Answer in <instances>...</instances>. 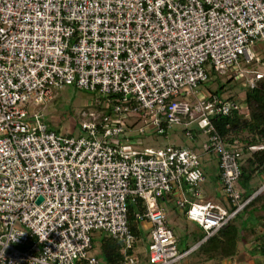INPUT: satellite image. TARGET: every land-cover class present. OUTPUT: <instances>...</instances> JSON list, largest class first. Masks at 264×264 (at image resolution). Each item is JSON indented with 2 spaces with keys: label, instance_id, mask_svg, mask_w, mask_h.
I'll use <instances>...</instances> for the list:
<instances>
[{
  "label": "built area",
  "instance_id": "built-area-1",
  "mask_svg": "<svg viewBox=\"0 0 264 264\" xmlns=\"http://www.w3.org/2000/svg\"><path fill=\"white\" fill-rule=\"evenodd\" d=\"M257 42L264 0H0V264H108L91 254L96 234L140 264L130 205L150 224L145 264H182L237 218L264 183L247 197L237 188L244 150L212 119L245 107L207 87L260 61ZM65 87L93 96L78 135L36 109ZM177 127L217 157L224 205L202 198L196 149L143 147L148 130ZM166 200L203 232L186 251Z\"/></svg>",
  "mask_w": 264,
  "mask_h": 264
},
{
  "label": "trees",
  "instance_id": "trees-1",
  "mask_svg": "<svg viewBox=\"0 0 264 264\" xmlns=\"http://www.w3.org/2000/svg\"><path fill=\"white\" fill-rule=\"evenodd\" d=\"M221 88L216 93L223 96ZM231 99L237 101L234 98ZM242 104L245 106L242 113L236 112L226 117L212 119L216 130L229 145L236 144L243 148L244 154H249L246 164L241 167V177L236 184L238 189H242V186H246L251 180L264 174V148L258 149L260 145L264 146V77L256 83L254 88H246ZM256 190L245 192L244 197ZM140 209V205L129 206L130 228L136 236L135 249L142 247L145 239L139 227L140 222L134 217L135 212ZM235 220L236 218L193 251L186 258L187 262L189 264H222L224 260L234 258L238 253V244L242 238ZM100 239L101 253L105 262L123 264L124 257L120 253L121 245L106 235H102ZM200 239L194 240V244ZM191 246L187 240L179 239L181 252L188 250Z\"/></svg>",
  "mask_w": 264,
  "mask_h": 264
},
{
  "label": "rangeland",
  "instance_id": "rangeland-1",
  "mask_svg": "<svg viewBox=\"0 0 264 264\" xmlns=\"http://www.w3.org/2000/svg\"><path fill=\"white\" fill-rule=\"evenodd\" d=\"M254 49L259 54L260 61L251 65L242 63L241 67L242 70L244 71V74L240 78L238 79H233L232 77L228 79L217 78L216 82H211V84L208 85L207 89L210 91H217L221 88V86H223L221 88V92L223 93L224 97L234 98L241 105L244 106V104L242 103L246 94L247 82L249 81V78H251L255 73H260L264 75V43H259V42L255 43ZM92 100H93V96L85 91L78 90L74 87H65L64 89H61L55 93V97L53 101H51L47 105L42 104L40 106H37L36 109L44 113L45 120L51 130L56 131L62 135L65 134L78 135L81 133V128H80L81 112L82 110H84L85 104L88 101L92 102ZM143 125L144 124L142 122L137 121L135 125V129H138ZM180 131L181 129L177 127L176 129L172 130V132H170L167 136H163V135L155 136L153 135L151 130H148L145 133V135L142 137L141 143L143 144V147L150 146L154 148L165 147L173 143L175 144L180 143L182 146L188 148L196 147L198 153L203 152L202 148L198 146L195 142L186 140V138L182 137L181 134L180 137L178 133ZM137 136L138 135H136L135 137ZM200 141L201 142L204 141V138L202 136L200 137ZM248 157L249 154H244L242 160L243 165L246 164ZM263 177L264 176L262 175L261 177L254 178L253 181H251L250 183L251 190H256L263 185L264 183ZM161 204L165 207L167 203L161 201ZM172 205L175 206L174 201L173 203L167 204L166 207L169 208ZM256 212H258V210H256ZM245 215L250 217L249 222L251 223V229H254L253 233L255 235H258V232L256 231L262 228L263 225L262 221L264 220V216H256V214L252 212V209H250L247 211V214L241 213V215H239L237 219H239L240 217L242 218V216ZM169 220H170V225L176 231L175 233L177 236L181 235L182 237L183 236L188 237L187 232H190L191 230L195 231L197 230L196 228L200 230L198 225H196L195 223L189 220H187L188 223L186 224L184 223V229L183 227L182 228L176 227L174 221H172L170 217ZM244 239L241 241L242 249L248 248L250 246L248 244L250 240L247 241ZM188 242L189 245L191 246L192 244L194 245L195 241L192 239L189 240ZM100 243H101V239H99V237L95 238L94 248L92 249L91 254L93 256H97L102 261V263H105V260L101 253ZM143 243H142L144 248L143 251H147L148 242H146L145 245ZM255 254H256L255 251H249L247 255L252 256ZM261 254L262 256L260 257H262L263 259L264 253ZM244 256L245 254H243L242 252L241 256L238 258H241L242 260ZM262 259L261 258L259 259L257 257V259L253 261V264H262L263 263ZM181 263L189 264L187 262V259H185Z\"/></svg>",
  "mask_w": 264,
  "mask_h": 264
},
{
  "label": "crops",
  "instance_id": "crops-1",
  "mask_svg": "<svg viewBox=\"0 0 264 264\" xmlns=\"http://www.w3.org/2000/svg\"><path fill=\"white\" fill-rule=\"evenodd\" d=\"M178 133L180 136V132H178ZM194 142L198 146H201V144H199L197 142V140H195ZM173 144H175V143H173ZM178 145H181V144L179 143ZM192 148L196 149V147H192ZM200 156H201V160H202V169H203L204 176H205V181L203 182V184L201 186L202 198L224 205L226 202L224 200V196L222 194L221 186H220L218 159L216 156H214L212 154L204 153V152H201ZM251 181H253V180H251ZM251 181L246 186H242V189H241L242 192L245 193V192L251 190V188H250ZM254 192H251V193L253 194ZM164 202L167 204L173 203V201H168V200H166ZM167 204L165 205V207L167 206ZM250 209H252V212H254L256 214V216H264V192L259 194L255 198V200L242 213L247 214V211ZM256 210H258V212H256ZM166 213H167V217L169 216L171 218V220L174 221V224L176 225V227H179V228L183 227V229H184V223L185 224L188 223L185 216L179 212V210L176 208V206L172 205L169 208L166 207ZM239 215H241V214H239ZM238 216H237V218H238ZM169 217H168V221L170 223ZM237 218L235 220V223L240 228V232H241V236H242V238L238 244V253L234 256V258L224 260L222 262V264H253V261L256 260L257 257L259 259L260 258L262 259V257H260V256H262L261 253H264V220L262 221L263 222L262 228L258 229V231H256V232H258V235H255L253 233L254 229H251V223L249 222V220H250L249 216H247V215L242 216V218L240 217L241 220H240V218L239 219H237ZM139 227L143 232V235L145 238L143 244L145 245L146 242L149 241L148 237H149V234L151 231L150 224L140 223ZM196 229L197 230H195V231L191 230L190 232H187L188 237L187 236L182 237L181 235H178V236L176 235V236L178 239H180L182 241L183 240L189 241L192 239L193 240L200 239L203 235V232L201 230H198V228H196ZM174 232H176V231L174 230ZM95 236H96L95 238H97V237H99V234H96ZM259 237H262V238L257 239ZM99 239H100V237H99ZM243 239L247 240V241L250 240L248 243L250 246L248 248H244V249L241 248V241ZM143 249H144L143 245H142V247H138L136 249L137 250L136 251L137 257H138L140 264H145L147 261L148 252L143 251ZM249 251H255L256 254L252 255V256L247 255ZM242 252H243V254H245V256L241 260V258H238V257L241 256ZM262 262H263L262 264H264V258L262 259Z\"/></svg>",
  "mask_w": 264,
  "mask_h": 264
},
{
  "label": "water",
  "instance_id": "water-1",
  "mask_svg": "<svg viewBox=\"0 0 264 264\" xmlns=\"http://www.w3.org/2000/svg\"><path fill=\"white\" fill-rule=\"evenodd\" d=\"M41 201V199H39V201L38 202H40Z\"/></svg>",
  "mask_w": 264,
  "mask_h": 264
}]
</instances>
